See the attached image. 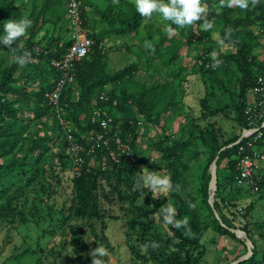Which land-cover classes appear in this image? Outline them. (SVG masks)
Instances as JSON below:
<instances>
[{
	"label": "rangeland",
	"instance_id": "374dc122",
	"mask_svg": "<svg viewBox=\"0 0 264 264\" xmlns=\"http://www.w3.org/2000/svg\"><path fill=\"white\" fill-rule=\"evenodd\" d=\"M211 1H217L212 6L215 14H223L226 9H231L232 12L228 13L226 18H245L244 10L221 6V0ZM69 2L70 0H0V28L3 22L10 19L11 14L17 19L23 16L31 19L37 16L42 19L44 17L46 25H43L35 41L44 37L46 29L54 41L59 45H65L71 41L73 33L67 16ZM79 3L84 4L86 27L83 29L86 36L89 38L91 35H97L104 49L105 59L100 63L103 74L113 75L126 67H135L128 79L120 83L108 84L103 89L102 95L125 93L129 96L128 102L131 104H128L129 111L125 117L138 124L135 135L136 163H133L137 164L138 168L118 171L114 177V184L127 197L126 200L120 201L115 189L101 182L100 189L97 188L92 194L96 205L95 213L100 218L86 221L73 216L68 220L67 217L71 216L75 208L73 179L71 171L60 163V154H67V150L61 140H58L48 157L57 167L56 174L59 181L54 184V192L50 193L43 203H36V194L27 192L21 195L17 204L20 207L25 205L26 224H21L20 220H16L13 224L0 220V264H91V253L98 245L106 248L109 253L103 257L104 264H133L127 234L136 240L141 253L150 259L148 264H157L152 253L145 248L142 241L137 240L141 227L132 223L130 209L134 204L142 207V212L146 216L145 221L151 223L146 238L153 240L160 258L170 257L171 253L178 251V248L167 217L175 218L179 200L172 195V189L151 192L145 177L150 172L165 177L169 171V163L162 159V153L157 149L158 144L163 149H168L184 143L188 144L181 158V163L185 167L187 185L184 197L189 199L191 206L197 210L200 220L210 227L199 248L191 251L193 259L195 260L198 255L197 264H225L226 261L230 262L236 257H243L248 252L246 242L244 241L246 244L244 248L240 243L218 233L208 217L199 193L201 170L208 155L198 141L200 131L212 122H217L222 130L221 143L228 142L241 134L240 126L235 121L233 103L240 79L236 66L231 65L213 73L200 69L201 52L208 50L212 45L219 49L209 53L211 59H214L213 53L217 54L215 59L219 55L236 54V46L225 43L221 46L219 43L220 32L225 22L217 21L214 28L207 32L200 26L202 21H198L190 27L169 33L167 22L154 17L150 21L143 19L137 29L127 25L124 28L127 31L125 32L113 22L110 14L119 12L128 15L135 0H80ZM226 3L227 0L225 5ZM204 4L208 9L209 5L205 2ZM44 5L46 11L42 8ZM38 23L41 24V20H38ZM172 27L175 28L174 25ZM155 31L158 33L155 34ZM249 32L255 36L252 41L254 44L252 54L260 57L264 52V24L254 22ZM232 33L238 34L237 31ZM164 34L167 37L163 41V47L156 51V44ZM203 34L206 36L202 37ZM146 43H150L154 50L146 48ZM24 46L25 37H21L11 50L9 47L0 49V68L9 67L15 60L17 52ZM177 50L179 54L173 59ZM22 75L25 80L21 78ZM14 77L18 82L12 87L22 89L27 95L18 97L15 108L22 121L16 123L9 121L12 125L10 131L16 130L20 133L16 139L22 137L30 142L34 136H44L52 128L54 120L51 112L46 110V106L36 107L37 98H34V95L41 88L49 86L53 76L48 65L43 63L34 66L27 63L24 67H18ZM71 84L73 85L70 87V100L76 102L80 87L77 81ZM141 102L145 103L149 116L141 113L137 106ZM203 103L209 110L225 108L228 119L222 115L210 116L209 112L203 111ZM37 109H40L43 116L34 115ZM10 162L11 156L0 160V172L6 170ZM227 162L228 159H223L221 162L219 169L221 175L228 174ZM263 171L256 170L257 175L262 176ZM49 175H52L51 170ZM0 182L6 184L11 180ZM135 189L139 191V196L133 200L132 192ZM15 190L16 188H13L9 193ZM246 195L245 199H248L246 203L251 205L250 221L264 220V188L257 195L251 193ZM4 201L1 199L0 204ZM33 201L37 204L36 208L32 207ZM243 206V203L239 204L238 210H241V213L239 212L241 215L245 213ZM33 213L36 215L33 216ZM72 227L76 228V234L72 232ZM6 238H9L10 242L4 244ZM79 239H81L80 243ZM100 239L106 241L105 244H102ZM253 242L256 248L253 261L241 264L261 262L262 241L255 236ZM184 254L183 251L182 255Z\"/></svg>",
	"mask_w": 264,
	"mask_h": 264
},
{
	"label": "trees",
	"instance_id": "16d2710c",
	"mask_svg": "<svg viewBox=\"0 0 264 264\" xmlns=\"http://www.w3.org/2000/svg\"><path fill=\"white\" fill-rule=\"evenodd\" d=\"M80 2V0H78ZM209 5L208 19L214 21V25L217 21H224L225 25L220 32V39L224 40V43L230 46H236V54L219 55L216 59H211L209 53L213 50L218 51V47L212 45L206 51L201 52L200 69L205 72L213 73L216 70H224L225 68L234 65L240 73V79L238 81L237 92L234 94V110L235 121L242 129L246 126V120L244 116V109L247 105V93L256 86V80L258 75L264 70V52L261 56L252 54V48L254 44L252 41L255 36L249 32V28L254 22L264 24V1L255 0L254 6H249L245 11V18L243 19H231L226 18L228 13H231V9H226L223 14H215L213 11V4L217 1L203 0ZM251 4V3H250ZM46 11V6L42 7ZM80 13L82 20V27H86V19L84 16V4L80 3ZM2 16V15H1ZM113 22L124 30L127 25L131 28H139L140 22L144 18L139 16L135 11V4L132 6V11L128 15L120 14L119 12H113L110 14ZM9 18L18 20L14 15H9ZM31 19V18H30ZM44 19V17H43ZM41 17H35L32 20L31 28L28 30V34L25 37V46L23 49L17 52V55H22L24 52L29 53V64L38 66L39 64H46L50 67V73L53 76L52 83L46 88H41L34 98L36 97V107L43 105L47 107V111L51 112L53 117V125L49 133L44 136H34L30 142L24 138L16 139L20 135L18 131H10L12 125L10 122L22 121L18 116V111L15 108V104L18 102V97L27 95L25 91L18 90L13 86L18 80L15 79L19 65L15 62H11L9 67L0 68V160L6 156H11V162L6 170L0 172V181L10 179V183L0 182V201L4 199V203L0 204V220L13 224L16 220H20L21 224H26L24 217L25 205L18 206L22 194L27 192L36 194V203H43L50 193L54 192V184L58 182V176L56 174V166L49 161L48 157L52 153V147L61 140L64 147L67 150V141L65 131L69 130L71 135L76 141L83 147L81 156L83 158V165L80 169V176L73 177V189H74V205L75 208L70 217L75 216L81 220L91 221L98 219L100 216L95 213L96 205L95 200L92 197L94 191L97 188L100 189L101 182L112 186L115 192L118 194L120 201L126 200L127 197L122 194L121 190L114 184V177L118 171H127L137 169L138 165L130 163L129 158L125 155H121L120 163H115L110 157V152H116L114 141H110L106 147L99 143L98 148H94L93 152H90L93 141H89L88 134L90 132L103 133L99 126V122L92 123V118L97 110L106 111L107 117L111 118L110 128H108L107 138H119L123 144L129 145L133 152L136 153L135 139L136 130L138 124L132 122L125 117V114L129 111L128 102L129 96L125 93L117 95L115 93L107 94L108 101H104L101 98L103 89L110 83H120L121 81L128 79L133 71L134 66L126 67L122 71L116 72L113 75L103 74L100 63L105 59V52L100 45V38L96 35L89 36V39H94L91 52L75 66L76 78L79 87L80 94L77 101L71 102L70 92L71 85L64 87L60 94L59 107L60 118L62 123L57 117L55 110L50 107L45 100V93L53 90L57 80V74L51 67L52 60H59L67 52L71 41L65 45H59L54 41L49 33L45 29L44 37L35 41L37 34L43 29V25H46ZM41 20V24L38 23ZM239 28V29H238ZM125 31V30H124ZM129 31V30H128ZM232 31H237V35H233ZM127 32V31H125ZM231 32V33H230ZM2 33V28H0ZM158 31H155L157 34ZM227 33V36L225 35ZM203 34L202 37H205ZM161 39L156 44V51L163 47V41L167 35L160 36ZM47 38V39H46ZM48 40V41H47ZM8 49L3 45H0V49ZM178 50L175 51V55L172 57L175 59L178 56ZM216 60L220 63L217 66ZM36 61V62H33ZM25 80L24 75H22ZM18 79V78H17ZM20 80V79H19ZM74 81V82H75ZM92 101L93 105H92ZM116 102L114 106L113 103ZM140 108L141 113L149 116L145 108V103L141 102L137 105ZM203 111L209 112L210 116L215 117L218 115L224 116L226 119V109H212L209 110L207 106L202 104ZM35 116H43L40 109L34 112ZM104 116H101L103 119ZM221 128L217 122H212L209 126L203 128L198 136L200 145L207 152V160L203 165L199 183V193L202 198V203L208 212V217L221 236L230 238L233 241L240 243L244 248L246 244L243 240L237 239L230 230H242L246 233L248 239L253 243L254 250L253 255L248 259V262H252L256 252L255 244L253 240L255 236H258L262 241V259L264 260V220L260 222H251L249 209L250 204L243 203L247 195L250 194L244 187H240L236 184V162L238 145L226 149L222 152L221 149L235 143L240 136H236L234 139L228 142L221 143ZM243 144V142H241ZM188 147L187 143L172 148L163 149L159 144L157 149L162 153V159L169 163V171L167 176L171 178L172 195L179 200V204L176 208L174 221H187L185 227L177 228L174 223H169V228L172 231L176 241L178 251L171 253L170 257L160 258L156 247L152 245L153 240L146 238V233L151 229V223L146 219V216L142 212V207L133 205L130 209L132 214V223L141 227V232L137 240L142 241L143 245H147V250L152 253L154 261L157 264H197V259L194 260L191 251L199 248L201 241L210 227L203 223L198 215L196 209L191 206L190 200L184 197L187 189L184 173V165L181 163V158L185 153V149ZM258 149H262L264 152V129H262V138L256 143ZM19 154V158L17 155ZM60 163L63 167H67L72 174V164L68 157V154H60ZM217 160V185L215 188L213 206L208 203L209 199V184L211 176L209 169L214 161ZM223 159H228L227 162V175H221L219 172L221 162ZM171 160H173L171 162ZM135 162V160H134ZM136 163V162H135ZM1 164V163H0ZM1 167V165H0ZM51 170L52 175H49ZM20 182L21 185L17 186ZM16 188L13 193L11 190ZM260 193L264 188V179H261L259 183ZM232 189V190H231ZM233 191V192H232ZM234 193V196L232 194ZM8 194V195H6ZM133 200L139 196V191L135 189L132 192ZM108 198V197H106ZM18 203V204H17ZM244 204L245 215L239 213V204ZM32 207L36 208L37 204L32 202ZM151 214L153 212H150ZM216 214L218 218H216ZM36 213H33L35 216ZM66 219V220H67ZM66 220L64 222H66ZM92 228V227H91ZM72 232L76 234V228H71ZM94 234V231L92 230ZM45 234V233H43ZM95 235V234H94ZM76 236V235H75ZM97 238V236L95 235ZM129 247L131 250L133 264H148L150 259L146 255L141 253L136 240L126 235ZM79 243L81 239L78 240ZM99 241H102L101 239ZM10 239L6 238L4 244L9 243ZM106 242V241H105ZM102 241V244H105ZM184 251V255L182 252ZM238 257L232 259L231 263L237 260ZM226 261L225 264H230ZM246 262V261H245ZM243 263V262H242ZM241 264V263H240Z\"/></svg>",
	"mask_w": 264,
	"mask_h": 264
},
{
	"label": "built area",
	"instance_id": "2783aa9c",
	"mask_svg": "<svg viewBox=\"0 0 264 264\" xmlns=\"http://www.w3.org/2000/svg\"><path fill=\"white\" fill-rule=\"evenodd\" d=\"M67 16L71 22L72 37L71 44L65 55L59 60H52L51 67L57 74V80L52 91L45 93L46 103L52 107L60 122L59 100L60 94L64 87L74 82L75 66L80 63L90 52L93 42L86 36L82 27L80 3L78 0H70L67 8ZM36 62V61H33ZM104 101H108L105 95L101 96ZM116 105V102L113 103ZM101 116H104L101 119ZM246 126L243 138L238 144L237 162H236V184L246 188L251 194L260 193L259 183L261 177L257 175L258 165L264 162V153L256 147V143L262 138V129H264V70L258 75L256 86L247 93V105L244 109ZM99 122V126L104 131L102 134L90 132L88 134L89 141L94 144L90 148V152L94 148L99 147V143L108 146L110 141H114L116 152L111 151L110 157L115 163H120V156L125 155L129 158L130 163H134V155L129 145L123 144L119 138H107L108 128H110L111 118L107 117L106 111L97 110L92 118V123ZM241 131V132H242ZM241 135V134H240ZM67 141V154L72 164L73 177L80 176V169L83 165L81 153L83 147L74 139L70 131H65ZM241 213V210H239ZM259 264H264V260Z\"/></svg>",
	"mask_w": 264,
	"mask_h": 264
},
{
	"label": "clouds",
	"instance_id": "9594fccd",
	"mask_svg": "<svg viewBox=\"0 0 264 264\" xmlns=\"http://www.w3.org/2000/svg\"><path fill=\"white\" fill-rule=\"evenodd\" d=\"M250 3L254 6L255 0H227L226 5L225 0H221V6L238 7L241 10H247ZM135 11L146 21H150L154 17L161 18L164 22H167V31L169 33L177 29L190 27L198 21H202L200 26L205 32L212 30L215 26L214 21L207 18L208 9L203 0H135ZM31 25L32 20L27 16H23L18 20L10 18L3 22L2 33H0V45L9 47L11 50L21 37L28 34ZM173 25L175 28L172 27ZM225 35L227 36V33ZM219 43L223 46L224 40L221 39ZM145 47L154 50L150 43H146ZM216 55V53H213L214 59ZM14 59L20 67H24L28 63L29 53L24 52L22 55L15 56ZM219 63L220 61L216 60L217 66ZM145 181L151 192L172 188L170 177H160L155 172H150L145 177ZM167 220L169 223H174L177 228L185 227L187 224L186 220L174 221L171 216L167 217ZM152 246L156 247L155 244ZM145 248H147V245H145ZM107 255H109L108 250L98 245L91 253V264H104L103 257Z\"/></svg>",
	"mask_w": 264,
	"mask_h": 264
},
{
	"label": "water",
	"instance_id": "95a60500",
	"mask_svg": "<svg viewBox=\"0 0 264 264\" xmlns=\"http://www.w3.org/2000/svg\"><path fill=\"white\" fill-rule=\"evenodd\" d=\"M243 133H244V130L241 132V135H240L239 139L235 143H233L231 145H228L227 147L222 148L220 152H222V151H224L226 149H229V148H231L233 146L238 145L241 142L242 138H243ZM217 160H218V157H216L214 159V161L212 162V164L210 166V169H209V174L211 176V179H210V184H209V188H208V192H209L208 203H209L210 206H213L215 188H216V185H217ZM216 218L219 219L217 214H216ZM230 232L233 235H235L237 239L245 241L246 244H247V249H248V252L243 257L238 258L237 260H235L234 262H232L230 264H240L242 262L247 261L253 255V250H254L253 243L248 239L246 233L244 231L240 230V229H238V230H230Z\"/></svg>",
	"mask_w": 264,
	"mask_h": 264
},
{
	"label": "crops",
	"instance_id": "0c3cea01",
	"mask_svg": "<svg viewBox=\"0 0 264 264\" xmlns=\"http://www.w3.org/2000/svg\"><path fill=\"white\" fill-rule=\"evenodd\" d=\"M260 151L263 152L262 149H260ZM263 153H264V152H263ZM258 169L264 170V162H262V163H260V164L258 165L257 170H258ZM260 177H261V179H264V171H263L262 176H260ZM244 189L247 190L246 188H244ZM247 201H248V199H244V200H242L243 203H246Z\"/></svg>",
	"mask_w": 264,
	"mask_h": 264
}]
</instances>
